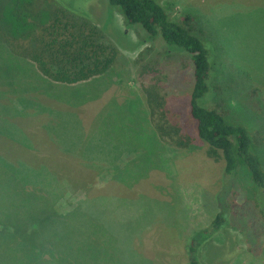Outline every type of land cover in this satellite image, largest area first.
Returning <instances> with one entry per match:
<instances>
[{
	"label": "rangeland",
	"instance_id": "1",
	"mask_svg": "<svg viewBox=\"0 0 264 264\" xmlns=\"http://www.w3.org/2000/svg\"><path fill=\"white\" fill-rule=\"evenodd\" d=\"M156 1L178 22L192 16L194 33L212 55L205 102L249 129L264 166V0ZM13 2L3 0V6ZM54 2L89 18L120 57L101 76L52 86L51 96L14 116L8 103L25 82H35L36 70L16 57H0L3 113L28 142H6L13 152L8 155L16 152L19 160L46 165L51 184L38 178L57 208L83 210L64 218L63 232H53V254L38 264L50 258V264H188L191 236L209 227L219 210H229L228 218L220 231L200 236L201 264H264V202H258L250 174L242 166L227 176L224 160L211 156L197 137L189 105L190 54L171 49L160 36L151 38L140 24L128 25L108 0ZM151 85L165 101L167 117L191 137L188 149L155 133L146 93ZM86 220L103 226L96 228L102 239L85 232Z\"/></svg>",
	"mask_w": 264,
	"mask_h": 264
},
{
	"label": "trees",
	"instance_id": "2",
	"mask_svg": "<svg viewBox=\"0 0 264 264\" xmlns=\"http://www.w3.org/2000/svg\"><path fill=\"white\" fill-rule=\"evenodd\" d=\"M108 1L111 6L120 8L128 25L140 24L151 38L160 36L171 49L190 54L193 83L189 105L197 137L208 145L211 156H220L224 160L227 176L234 175L244 166L260 195L258 202H264V166L249 129L243 124L230 123L223 113L205 102L211 91L212 55L205 40L194 33L192 16L187 15L178 22L156 0ZM0 57H16L23 65L36 70L32 77L34 83L25 82L24 88L14 89L18 92L17 98L8 103L14 116L40 103L41 96H50L53 83L77 84L107 73L116 65L120 52L89 18L54 0H14L7 8L0 0ZM146 93L155 120V133L161 138L167 137L177 148L188 149L192 145L191 137L167 117L165 101L156 85L147 87ZM0 101V264L23 263L24 260L26 264H38V260H45V255L53 254L49 251L52 238L57 231L63 232L64 218L82 215L83 210L77 207L70 212L57 208L48 185L38 178L42 176L44 182L51 184L46 165L37 167L19 160L20 155L16 152V157L8 155L13 152L5 148L6 142L25 141L26 145L28 142L20 141L23 136L16 131L17 124L3 113V100ZM18 106L24 110H18ZM263 206L260 211L264 222ZM228 213L229 210H219L209 227L191 236L187 244L188 264H201L198 256L200 236L206 239L220 231ZM55 216L60 219L55 220ZM85 225L86 233L102 239V233L96 230L103 227L101 224L86 220ZM54 230L57 231L53 235ZM96 243L101 245L99 240ZM51 259L45 264H50Z\"/></svg>",
	"mask_w": 264,
	"mask_h": 264
},
{
	"label": "crops",
	"instance_id": "3",
	"mask_svg": "<svg viewBox=\"0 0 264 264\" xmlns=\"http://www.w3.org/2000/svg\"><path fill=\"white\" fill-rule=\"evenodd\" d=\"M65 86H68V85L60 84V83H53V89H52V86L50 87V89L54 90L55 88H64ZM48 95L51 96L50 93H48ZM64 103L66 104V99H64ZM20 141H21V137H20ZM22 143H25V142H22Z\"/></svg>",
	"mask_w": 264,
	"mask_h": 264
}]
</instances>
